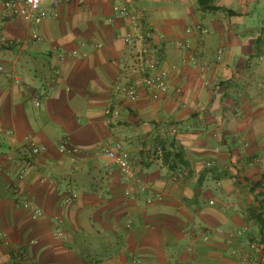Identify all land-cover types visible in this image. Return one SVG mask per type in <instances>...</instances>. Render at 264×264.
I'll return each mask as SVG.
<instances>
[{
  "label": "crops",
  "instance_id": "obj_1",
  "mask_svg": "<svg viewBox=\"0 0 264 264\" xmlns=\"http://www.w3.org/2000/svg\"><path fill=\"white\" fill-rule=\"evenodd\" d=\"M122 5L135 19L118 14ZM213 5L235 14L196 0L45 2L55 16L37 23L38 40L32 22L0 5V230L29 264H261L264 217L252 213L264 203V174L249 161L264 133V0ZM140 58L168 70L159 99L148 96ZM119 85L138 97L116 103ZM170 139L185 172L162 162ZM62 141L80 152H60ZM113 142L132 152L138 189L97 152ZM239 229L232 254L227 238ZM10 260L0 242V264Z\"/></svg>",
  "mask_w": 264,
  "mask_h": 264
},
{
  "label": "built area",
  "instance_id": "obj_2",
  "mask_svg": "<svg viewBox=\"0 0 264 264\" xmlns=\"http://www.w3.org/2000/svg\"><path fill=\"white\" fill-rule=\"evenodd\" d=\"M66 0H0V5L7 9L10 14L22 17L24 20L32 22V38L34 40H38L40 37L36 31V25L39 21L45 18H50L55 16V13H49L45 9L42 8V4L47 2L51 7H56L58 4ZM79 3H82L83 0H76ZM119 15H126L129 16L131 19H135V14L133 13L132 9L128 8L126 5H122L118 10ZM196 28L199 29L201 32H205L203 27L196 25ZM125 41H129V36L125 37ZM20 38H15L10 41L11 44L20 43ZM99 45V44H97ZM77 52L72 50L70 52H58L56 54V59L58 61H62L67 57L75 56ZM1 68V66H0ZM138 69L141 72H145L146 69H149L143 76V82L145 84V89L148 93V96L152 99H159L163 93H165L168 89V77L169 73L168 70L162 67H156V64L153 60L146 61L144 63L143 59L140 58L138 63ZM14 80L17 83H20V79L14 77ZM115 92L120 95L121 97L116 98L115 102L117 103L119 99H128L134 100L138 97L136 89L133 87L127 86H117L115 88ZM41 101V97L35 91L31 93V103L34 106H39ZM171 131L175 132L176 128L172 127ZM4 133L9 134L10 131L6 130ZM239 141L243 142V139H239ZM27 145L29 150L32 154H38L41 148L33 141L28 139ZM58 150L62 153L68 155H75L80 152V150L68 144L66 141H62L58 145ZM97 152L100 155H103L107 159H109L112 163H114L120 173L128 180L133 183L137 184L138 189V174L134 170V163H133V155L132 152L128 149H125L120 142H113V143H104L98 146ZM3 156L6 158H10V155L4 153ZM249 165L255 166L259 169L260 172L264 174V133L261 138V156L253 157L249 161ZM24 173L21 171L18 175L19 178H23ZM140 190L145 191L146 187L140 185ZM262 187L264 188V177L262 179ZM125 194L130 195L131 191L126 190ZM75 197V193L69 191L66 195V199H72ZM152 198L157 199L159 198L158 194L152 195ZM21 206L26 209H30L32 217H36L40 215L41 210L37 207H33L28 199H25L21 202ZM257 213L264 214V203L258 208ZM60 222V221H59ZM127 227L130 226V223L126 224ZM244 229H239L235 233L230 234L227 238L228 246L231 248V253L234 254L236 252L235 245L237 237L243 234ZM57 234L62 236L64 233L62 230L57 228ZM208 237L207 235H202V239L206 240ZM0 242L7 246L9 249L11 260L7 264H29V259L27 253L23 246L20 245H12L8 238L6 237V233L0 230ZM243 260L248 261L250 260V253L245 252L243 255ZM132 264L138 263V258L134 257L131 259ZM261 264H264V258L260 259Z\"/></svg>",
  "mask_w": 264,
  "mask_h": 264
},
{
  "label": "trees",
  "instance_id": "obj_3",
  "mask_svg": "<svg viewBox=\"0 0 264 264\" xmlns=\"http://www.w3.org/2000/svg\"><path fill=\"white\" fill-rule=\"evenodd\" d=\"M199 6L208 11H226L229 14H235L230 9H226L224 7H219L213 5V0H196ZM161 159L163 164L167 166V168L177 174L179 171L189 168V162L185 158L182 149H180L174 142L173 139H170L167 145H161ZM253 218L258 222L262 221V217H264L263 213H252Z\"/></svg>",
  "mask_w": 264,
  "mask_h": 264
}]
</instances>
